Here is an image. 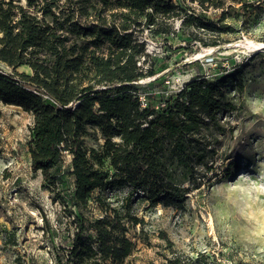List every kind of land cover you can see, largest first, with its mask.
<instances>
[{"label": "trees", "instance_id": "obj_1", "mask_svg": "<svg viewBox=\"0 0 264 264\" xmlns=\"http://www.w3.org/2000/svg\"><path fill=\"white\" fill-rule=\"evenodd\" d=\"M189 1L220 9V17L208 19L185 0H0V62L12 68H0V104L32 114L31 166L48 185L59 180L52 170L62 151L71 155L75 232L67 256L77 264L125 262L136 246L130 227L142 222L131 209L133 194L150 205L182 209L183 183L203 176L196 170L207 171L216 160L212 137L206 140L201 129L218 127V115L234 109L223 85L230 80L241 89L239 70L194 75L160 105L142 102L149 94L137 86L157 73L145 65V30L168 35L178 19V29H189L188 42L211 46L230 32L223 20L231 3ZM89 125L103 139L99 149L83 145ZM124 185L122 200L112 201L106 191ZM162 257L161 263L127 264H215L204 253L171 250Z\"/></svg>", "mask_w": 264, "mask_h": 264}, {"label": "rangeland", "instance_id": "obj_2", "mask_svg": "<svg viewBox=\"0 0 264 264\" xmlns=\"http://www.w3.org/2000/svg\"><path fill=\"white\" fill-rule=\"evenodd\" d=\"M185 1L208 19L220 17L218 8L205 10ZM227 1L232 7L223 22L231 28L216 46L188 42L189 29H178V19L171 34L151 36L145 30L141 36L148 54L145 65L157 71L137 83L142 95L149 94L142 102L160 105L192 76L214 78L234 68L240 71L242 88L225 82L234 109L218 115V127L201 129L206 140L212 137L216 160L211 169L196 170L203 176L183 183L188 189L182 209L150 205L133 194L131 209L142 220L128 232L136 246L125 262L115 264L161 263L163 253L171 250L184 256L204 253L215 264H264V48H247L248 40L264 41V0ZM0 68L12 71L1 62ZM16 70L30 71L27 66ZM31 125L30 112L0 104V264H77L67 256L75 232L71 155L62 151L52 170L59 180L48 185L31 166ZM102 141L99 130L87 126L84 147L99 149ZM127 189L124 185L106 193L120 202ZM93 206L89 209L97 213Z\"/></svg>", "mask_w": 264, "mask_h": 264}, {"label": "bare ground", "instance_id": "obj_3", "mask_svg": "<svg viewBox=\"0 0 264 264\" xmlns=\"http://www.w3.org/2000/svg\"><path fill=\"white\" fill-rule=\"evenodd\" d=\"M247 48H249V49H260L261 48L262 49V48H264V41L253 42L251 40H248ZM196 56L197 57L201 56V53H197Z\"/></svg>", "mask_w": 264, "mask_h": 264}]
</instances>
